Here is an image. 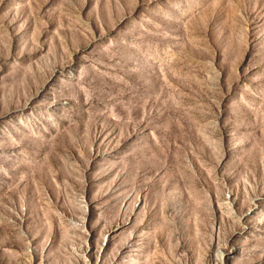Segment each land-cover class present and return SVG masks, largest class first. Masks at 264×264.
Masks as SVG:
<instances>
[{
  "label": "rangeland",
  "instance_id": "1",
  "mask_svg": "<svg viewBox=\"0 0 264 264\" xmlns=\"http://www.w3.org/2000/svg\"><path fill=\"white\" fill-rule=\"evenodd\" d=\"M0 264H264V0H0Z\"/></svg>",
  "mask_w": 264,
  "mask_h": 264
}]
</instances>
